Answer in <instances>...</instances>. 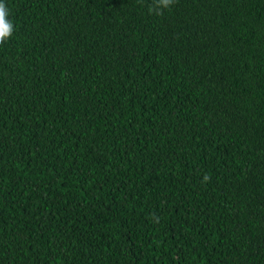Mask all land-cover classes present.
Wrapping results in <instances>:
<instances>
[{
	"label": "trees",
	"instance_id": "trees-1",
	"mask_svg": "<svg viewBox=\"0 0 264 264\" xmlns=\"http://www.w3.org/2000/svg\"><path fill=\"white\" fill-rule=\"evenodd\" d=\"M5 4L0 264H264V0Z\"/></svg>",
	"mask_w": 264,
	"mask_h": 264
},
{
	"label": "clouds",
	"instance_id": "clouds-1",
	"mask_svg": "<svg viewBox=\"0 0 264 264\" xmlns=\"http://www.w3.org/2000/svg\"><path fill=\"white\" fill-rule=\"evenodd\" d=\"M171 3L172 0H158L157 6L161 9L168 8ZM8 16L9 10L6 7L5 0H0V41L8 39L14 31L13 23L8 19Z\"/></svg>",
	"mask_w": 264,
	"mask_h": 264
}]
</instances>
